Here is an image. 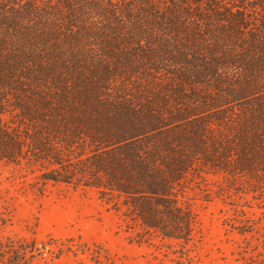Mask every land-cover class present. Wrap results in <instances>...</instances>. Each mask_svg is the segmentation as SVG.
I'll list each match as a JSON object with an SVG mask.
<instances>
[{
  "label": "trees",
  "instance_id": "16d2710c",
  "mask_svg": "<svg viewBox=\"0 0 264 264\" xmlns=\"http://www.w3.org/2000/svg\"><path fill=\"white\" fill-rule=\"evenodd\" d=\"M2 164L195 243V180L264 195V0H0Z\"/></svg>",
  "mask_w": 264,
  "mask_h": 264
},
{
  "label": "rangeland",
  "instance_id": "374dc122",
  "mask_svg": "<svg viewBox=\"0 0 264 264\" xmlns=\"http://www.w3.org/2000/svg\"><path fill=\"white\" fill-rule=\"evenodd\" d=\"M222 185L209 176L188 189L201 233L184 245L134 228L95 189L44 183L2 164L0 242L32 245L31 264H264V195Z\"/></svg>",
  "mask_w": 264,
  "mask_h": 264
}]
</instances>
